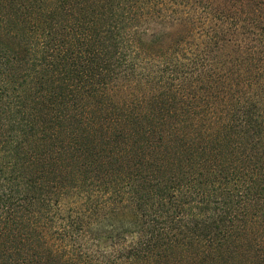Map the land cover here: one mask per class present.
Here are the masks:
<instances>
[{
  "label": "trees",
  "instance_id": "16d2710c",
  "mask_svg": "<svg viewBox=\"0 0 264 264\" xmlns=\"http://www.w3.org/2000/svg\"><path fill=\"white\" fill-rule=\"evenodd\" d=\"M0 264H264V0H0Z\"/></svg>",
  "mask_w": 264,
  "mask_h": 264
}]
</instances>
